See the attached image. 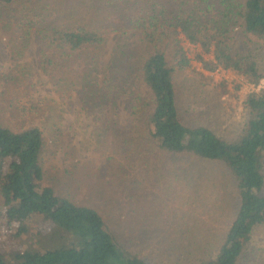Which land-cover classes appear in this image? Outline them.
<instances>
[{"label":"trees","instance_id":"1","mask_svg":"<svg viewBox=\"0 0 264 264\" xmlns=\"http://www.w3.org/2000/svg\"><path fill=\"white\" fill-rule=\"evenodd\" d=\"M0 20L19 41L17 58L33 32L40 38L36 82L24 80L47 92L23 94V111L49 107L57 113L55 94L81 92L91 102L105 93L130 102L132 123L144 127L158 163L166 155L180 166L193 160L226 166L235 181L233 217L222 236L196 240L199 254H188L183 264L259 263L264 246L254 240L264 226V0H0ZM189 44L202 51L190 55ZM193 58L207 70L232 69L253 85L242 101L239 135L228 138L198 115L194 123L184 119L179 77L193 70ZM76 66L79 75L72 74ZM221 87L237 98L228 80ZM96 103L102 121L103 104ZM54 134L58 142L61 128ZM45 148L40 125L0 121V264H166L127 247L101 210L59 189ZM44 223L46 233L38 227ZM21 227L27 232L16 236Z\"/></svg>","mask_w":264,"mask_h":264},{"label":"rangeland","instance_id":"2","mask_svg":"<svg viewBox=\"0 0 264 264\" xmlns=\"http://www.w3.org/2000/svg\"><path fill=\"white\" fill-rule=\"evenodd\" d=\"M12 32L0 20V121L43 128V156L49 176L59 189L101 210L127 247L156 262L183 264L188 254H199L196 240L212 241L216 235H223L235 202V181L223 163L193 160L188 166H180L166 155L158 163L146 143L144 127L132 123L130 102L105 93L95 95L91 102H85L81 92L69 98L55 94L59 102L52 104L57 113L49 107H42L38 113L23 111V94L40 97L47 92L44 85L28 86L24 80L36 82L40 38L33 32L31 44L17 58L14 48L17 50L19 41ZM186 48L192 56L202 51L192 44ZM203 56L211 59L213 53ZM192 63L193 70L179 77L184 119L194 123L198 115L228 138L239 135L242 101L253 85L243 82L232 69L220 66L207 70L196 58ZM80 72V66L72 70V74ZM224 80L229 81L237 98L223 91ZM238 82H243L239 90ZM78 89L81 91V87ZM98 101L103 104L102 121ZM58 128L62 136L57 142L54 131ZM38 227L45 233L49 230L48 223ZM24 232L26 227H21L16 236ZM255 244L264 246V226L257 230ZM258 260V264H264L263 253Z\"/></svg>","mask_w":264,"mask_h":264},{"label":"built area","instance_id":"3","mask_svg":"<svg viewBox=\"0 0 264 264\" xmlns=\"http://www.w3.org/2000/svg\"><path fill=\"white\" fill-rule=\"evenodd\" d=\"M262 82H263V80H262ZM262 82H261V84H262Z\"/></svg>","mask_w":264,"mask_h":264}]
</instances>
